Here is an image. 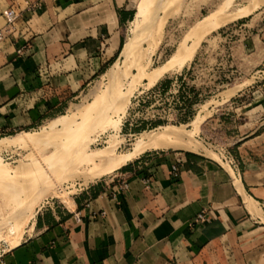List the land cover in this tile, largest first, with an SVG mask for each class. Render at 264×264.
Masks as SVG:
<instances>
[{"label":"crops","instance_id":"crops-1","mask_svg":"<svg viewBox=\"0 0 264 264\" xmlns=\"http://www.w3.org/2000/svg\"><path fill=\"white\" fill-rule=\"evenodd\" d=\"M31 2L0 0V31L5 10L22 13L0 42V134L26 132L40 107L68 103L135 14L132 0H42L29 10ZM190 154L127 164L64 199L72 210L48 204L0 264H264V164L232 176ZM120 175L127 190L112 196Z\"/></svg>","mask_w":264,"mask_h":264},{"label":"rangeland","instance_id":"rangeland-1","mask_svg":"<svg viewBox=\"0 0 264 264\" xmlns=\"http://www.w3.org/2000/svg\"><path fill=\"white\" fill-rule=\"evenodd\" d=\"M224 1L157 0L147 13L148 25L163 20L157 36L143 33L134 52L124 57L121 49L131 36L132 25H121L119 45L106 50L109 45L104 42L101 67L83 89L66 104L40 107L41 121L25 131H40L62 115L75 120L72 128L68 127L67 132L55 129L35 148L0 151L3 167L21 174L14 176V172L11 179H0V256L30 225L21 224L29 212L36 216L47 203L72 210L63 204L64 199L73 201L81 189L121 171L89 181L92 170L84 162V145H88V153H98L113 141L116 154H124L135 150L142 133L165 129L176 131L187 144L199 146L201 159L215 163L232 176L241 174L246 165L264 164V0H233L227 9L228 20L201 40L189 61L156 83L147 79L171 58L187 31ZM137 2L132 0V13ZM102 97L105 99L95 115L93 110L86 112L88 105ZM81 111L84 115L80 116ZM20 132L0 134V139ZM154 149H143L128 165L167 154L190 153ZM41 154L44 158L39 157ZM262 208L264 211V205Z\"/></svg>","mask_w":264,"mask_h":264},{"label":"bare ground","instance_id":"bare-ground-1","mask_svg":"<svg viewBox=\"0 0 264 264\" xmlns=\"http://www.w3.org/2000/svg\"><path fill=\"white\" fill-rule=\"evenodd\" d=\"M156 1L157 0H138V2L136 3L134 18L130 22V24L132 25L131 36H130V38L128 40H126V42L123 44L122 49H121V54L124 57H128L129 55H131L134 52V50L136 49V47L138 45V40H139L140 36L143 33L148 31L151 36H153V35L157 36L161 32V29L163 27V20L160 19V20L156 21L155 23H153L152 25H148L149 20H148V16H147L148 14L147 13L150 12L149 9L151 8V6L153 4H155ZM232 2H233V0H225L217 9H215L213 12H211L207 16L203 17L198 23L193 25L187 31V33L184 35L183 40L181 41L179 47L173 53L171 58L165 64H163L162 66H160L159 68L155 69L153 72H151L150 74L147 75L148 81L152 82V84L156 83L163 75H165L169 71L173 70L175 67H182L187 61H189L193 57L196 49H198V46H199V43L201 42V40L207 34H209L210 32L214 31L215 29L220 27L221 24H224L226 22V20H228L227 19L228 18V16H227L228 14H226V13H227V9L230 7ZM139 61H141V60H139ZM145 78H146V75H145ZM106 95H107V92H106ZM104 99H105L104 97L99 98L97 100L95 99V101H93L90 105H88L89 107L86 109V112L93 110L92 114L95 115V113L98 111V110L96 111L97 106H101V105H99V103L101 101L103 102ZM79 115L80 116L84 115V111L83 112L81 111L79 113ZM73 120L74 119H71V117L68 116V115H62V116H59L58 118H54V119L50 120L45 126H43L41 128L40 131L21 132V133L16 134L13 137H8V136L7 137H3V138L0 139V151L1 150H6L7 148L10 149V147L29 148V149H31L33 147L35 148L37 145H40L43 141H45L47 136L52 131H54L55 129H59L57 131H60L61 129L62 130L64 129L65 131H66V129L68 130V127L71 126V123L72 122L75 123V120L74 121ZM199 121H200V119H199ZM197 122H198V120H197ZM72 126L70 128H72ZM196 127H197V125H196ZM194 128H193V130H194ZM175 132H173V130L171 132L170 130H165L164 129L162 132L153 131L152 133H142L140 135V138L138 139L137 147L135 148V150L132 151L133 150L132 149L131 150L132 152H129V153L127 152V153H124V154H116L115 151H116L117 145H116V142L114 143L113 141H112L111 144L109 143L110 145L107 148H105L103 151H100L98 153H96V152L95 153H88L87 152L88 145L82 146V148H83L82 153H83V157H84V162L88 166H90V168H91L90 171L92 170L91 171L92 173L89 172V174L91 173V175L88 176L89 177L88 180L89 181L90 180H94V179L100 178L103 175H109V174L121 169L122 167L126 166L129 162H131L132 160L137 158V156L140 154V152L142 153L143 149H145V148H148V149L149 148H153V149L154 148L155 149L156 148L157 149L158 148L159 149H182V150L188 151L190 153L199 154L198 153V150H199L198 147L199 146L197 147L196 145L187 144L186 141H185L186 139H184L183 136H181V135H179V134H177ZM63 133H64V131H63ZM179 133H181V132H179ZM77 142H79V141H77ZM80 142H79V144H80ZM82 148H80V149H82ZM37 151H39V150H37ZM32 153H33V151H32ZM71 154L72 153H70V155ZM207 154H208V152H207ZM42 156L43 155L41 154L39 157L41 158ZM35 158H38V156L35 157ZM42 158H44V156ZM45 161L48 162V160H45ZM34 162H36V161H34ZM3 166L4 165H2L0 163V179L4 180V181L8 180V179H11V175L14 174L15 171H12L10 169H6ZM20 172L22 173V171H20ZM17 173L21 176V174L18 171L15 172L14 176H17L18 175ZM23 173H26V172H24V170H23ZM44 179H46V178H44ZM11 192H12V190H11ZM21 192L23 193V191H21ZM12 193H17V191L16 192H12ZM24 199H25V197H24ZM248 204H249V202H248ZM25 207H26V205H25ZM250 207H251V210L254 213H256L258 215H261L259 209L258 210L256 209V206L253 204V202H251V206ZM13 209H15V208H13ZM34 217H35L34 213L29 212L26 215V217L24 218V220H23V222L21 224L27 225L28 223H30L29 226H31L32 222L34 221ZM261 220H262V218H261ZM263 220H264V217H263ZM16 224H18V223H16ZM16 224H14V226H16ZM17 226L19 228L20 225H17ZM15 231H16V228H15ZM17 233H18V231H17ZM22 233H24L23 230L21 231V233L19 235V238L18 237L16 238L17 239L16 243H15L14 246H12V248H14V247L19 245V243H20V241L22 239ZM17 235L18 234H16L15 236H17ZM13 236H14V234H13ZM9 240H10V238H9ZM14 240L15 239H13V241ZM12 243H14V242H12ZM9 244L11 245V243H9Z\"/></svg>","mask_w":264,"mask_h":264},{"label":"built area","instance_id":"built-area-1","mask_svg":"<svg viewBox=\"0 0 264 264\" xmlns=\"http://www.w3.org/2000/svg\"><path fill=\"white\" fill-rule=\"evenodd\" d=\"M41 1L42 0H33V2H31L29 4V7H28L29 10H36L39 7ZM2 16H3L4 20H5V27L0 31V42L3 41L6 38V36L4 35L3 32H9V30L12 29L13 24L16 21L22 19V13H21V11H18L15 8H9V9L5 10L2 13ZM22 54H23L22 50H18L17 51V55L18 56H21ZM171 175L175 179L178 178L179 170H178L177 165H173L172 166ZM146 182H148V180ZM112 183H116L115 186L112 189V192H111L112 196H115V194L118 193V192H123V191L127 190L128 184H127L126 180L124 179V177L121 176V175L117 176V177H113ZM47 205H48V203H47ZM103 214L104 213H101V215H103ZM77 219L79 220V217H77ZM203 219H204V217L201 214V215H199L197 217V222H202Z\"/></svg>","mask_w":264,"mask_h":264},{"label":"trees","instance_id":"trees-1","mask_svg":"<svg viewBox=\"0 0 264 264\" xmlns=\"http://www.w3.org/2000/svg\"><path fill=\"white\" fill-rule=\"evenodd\" d=\"M187 155H192V154H190V153H186Z\"/></svg>","mask_w":264,"mask_h":264}]
</instances>
